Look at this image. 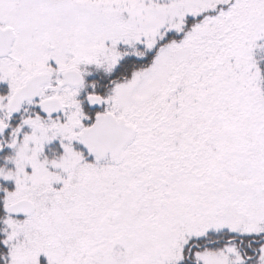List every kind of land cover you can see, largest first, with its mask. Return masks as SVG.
Wrapping results in <instances>:
<instances>
[{
    "label": "snow or ice",
    "instance_id": "obj_1",
    "mask_svg": "<svg viewBox=\"0 0 264 264\" xmlns=\"http://www.w3.org/2000/svg\"><path fill=\"white\" fill-rule=\"evenodd\" d=\"M0 264H264V0H0Z\"/></svg>",
    "mask_w": 264,
    "mask_h": 264
}]
</instances>
